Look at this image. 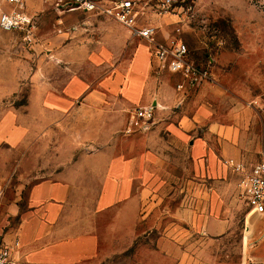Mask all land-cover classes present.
<instances>
[{
  "label": "rangeland",
  "instance_id": "obj_1",
  "mask_svg": "<svg viewBox=\"0 0 264 264\" xmlns=\"http://www.w3.org/2000/svg\"><path fill=\"white\" fill-rule=\"evenodd\" d=\"M187 1L193 2V11L175 10L152 21L162 36L180 26L191 57L198 62L212 59L213 82L178 90L180 78L153 61L156 97L162 105L150 131L136 136L125 132L130 111L138 105L125 104L118 95L116 103L80 105L57 117L51 136L42 134L31 149L25 143L20 150L21 172L27 177H15L16 183L38 181L47 171L71 172L81 153H147L143 168L150 190L134 239H106L107 216L96 218L103 251L122 244L100 264H248L245 252L258 244L251 237L245 247L249 208L240 175L225 160L253 166L264 152V0ZM26 2L31 12H41L36 44H26L21 33L0 29V72L20 76L21 83L18 93L0 102V109L16 107L22 118L36 71H47L56 89L64 88L72 76L96 88L105 76L125 74L131 57L145 44L112 16ZM169 123L182 126L183 133L169 129ZM7 151L9 168L17 162L18 151ZM12 195L8 189L5 196ZM97 195L84 194L83 207H90L88 198ZM251 221L259 224L257 218ZM17 223V218L6 219L0 244L8 242L6 236ZM206 223L214 230L204 231Z\"/></svg>",
  "mask_w": 264,
  "mask_h": 264
},
{
  "label": "crops",
  "instance_id": "obj_2",
  "mask_svg": "<svg viewBox=\"0 0 264 264\" xmlns=\"http://www.w3.org/2000/svg\"><path fill=\"white\" fill-rule=\"evenodd\" d=\"M151 68L152 59L145 43L131 57L125 74L105 76L96 88H90L83 79L72 76L64 88L56 89L47 71H36L31 78L32 88L25 112L27 119L22 118L16 107L0 109V169L4 166L0 171V228L7 218H17L18 223L7 234L8 242L5 243L19 241L17 255L21 264H100L116 255L122 244L114 245L112 252L102 249V237L96 227V218L101 214L107 216L106 239L114 242L134 239L138 217L148 201L150 190L147 170L143 168L149 159L147 153H81L77 155L75 169L71 172L47 171L42 179L32 183L12 180L27 177L20 168L22 145L27 143L31 149L40 135L51 136L54 124L59 122L57 117L68 115L80 105L100 107L106 102L110 105L116 103L120 95L125 104L143 106L154 103L160 107L162 103L156 97V79ZM0 82V102L21 89L18 75L10 77L0 72ZM182 123L185 128L186 123ZM168 125L169 129L183 133L182 126ZM7 150L18 151L17 162L9 168ZM1 159L4 160L2 165ZM85 160L92 163L84 166L80 162ZM8 189H12L11 198L5 196ZM24 189L26 205L22 207ZM88 193L98 195L94 199L88 198L92 205L84 208V194ZM248 216L245 247L251 237L257 238L258 244L251 252H245L246 261L248 264H264V213ZM253 218L258 219V225L251 221ZM212 230V224H204V231Z\"/></svg>",
  "mask_w": 264,
  "mask_h": 264
},
{
  "label": "built area",
  "instance_id": "obj_3",
  "mask_svg": "<svg viewBox=\"0 0 264 264\" xmlns=\"http://www.w3.org/2000/svg\"><path fill=\"white\" fill-rule=\"evenodd\" d=\"M48 9L67 12H98L115 18L130 33L149 47L150 56L158 67L166 68L180 81L177 89L195 87L213 82L212 59L198 62L191 57L190 49L183 39L180 26L172 33L160 35V27L152 21L153 17H164L175 10L193 11V2L187 0H37ZM26 0H0V29L22 34L23 41L34 46L40 31L39 14L33 13ZM6 7H5V6ZM9 8H8V7ZM158 104L138 106L130 111L127 134L148 132L155 123ZM225 165L240 175L239 187L249 208V214L264 213V152L259 162L248 166L244 162L228 158ZM19 241L0 244V264H21L17 255Z\"/></svg>",
  "mask_w": 264,
  "mask_h": 264
}]
</instances>
